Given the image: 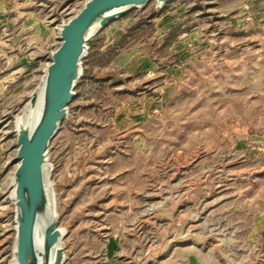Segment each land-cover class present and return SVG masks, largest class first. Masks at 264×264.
Returning <instances> with one entry per match:
<instances>
[{"label":"rangeland","instance_id":"374dc122","mask_svg":"<svg viewBox=\"0 0 264 264\" xmlns=\"http://www.w3.org/2000/svg\"><path fill=\"white\" fill-rule=\"evenodd\" d=\"M85 0H0V264L15 121ZM47 148L61 264H264V0H148L88 40Z\"/></svg>","mask_w":264,"mask_h":264},{"label":"water","instance_id":"95a60500","mask_svg":"<svg viewBox=\"0 0 264 264\" xmlns=\"http://www.w3.org/2000/svg\"><path fill=\"white\" fill-rule=\"evenodd\" d=\"M147 1L85 0L57 28L59 43L51 51L37 87L29 94L22 112L26 119L15 123L14 128L16 166L12 179L16 226L11 255L16 264H61L64 259L63 231L58 226L53 188L50 191L46 183L47 148L73 98L88 40L110 21ZM155 1L162 6L171 0Z\"/></svg>","mask_w":264,"mask_h":264},{"label":"bare ground","instance_id":"6f19581e","mask_svg":"<svg viewBox=\"0 0 264 264\" xmlns=\"http://www.w3.org/2000/svg\"><path fill=\"white\" fill-rule=\"evenodd\" d=\"M26 117H27L26 114H24V113L20 114V116H18L16 118V121H15L16 125L20 124V122L24 121L26 119ZM46 167H47V174H49V171L51 170V167L49 165H46ZM46 183L48 185L49 190L51 191L52 185H51V182H50L49 178L46 180ZM13 184H14L13 183V179L11 177L10 185L12 186V190L10 192V198H11L12 201H14V186H13ZM11 263L12 264H16L14 260H12Z\"/></svg>","mask_w":264,"mask_h":264},{"label":"built area","instance_id":"2783aa9c","mask_svg":"<svg viewBox=\"0 0 264 264\" xmlns=\"http://www.w3.org/2000/svg\"><path fill=\"white\" fill-rule=\"evenodd\" d=\"M62 21H63V20H62ZM12 203H14V201H12ZM12 220H14V217H13ZM15 226H16V222H15V220H14V230H15Z\"/></svg>","mask_w":264,"mask_h":264}]
</instances>
